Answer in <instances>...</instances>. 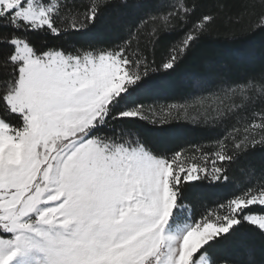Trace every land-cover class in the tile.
<instances>
[{
	"label": "rangeland",
	"instance_id": "374dc122",
	"mask_svg": "<svg viewBox=\"0 0 264 264\" xmlns=\"http://www.w3.org/2000/svg\"><path fill=\"white\" fill-rule=\"evenodd\" d=\"M18 3L0 0V11ZM61 9L57 0H29L19 20L56 32L66 23ZM14 44L20 77L7 102L24 126L18 129L0 118V248H8L0 264H213L207 253L193 257L224 226L215 220L264 204V187H251L224 206L207 208L195 222L190 206L177 203L180 179L218 177L215 164L224 148L219 138L211 153L188 149L186 156L163 158L141 143H119L94 133L111 101L133 84L129 62L134 60L124 49L36 54L25 40ZM227 90L233 94L198 91L188 100L132 106L120 117L162 123L160 105L204 97L211 109H202L195 121L214 120L222 102L246 101L251 88L232 85ZM255 105L253 100V117L239 121L231 141L247 143L264 135L258 129L251 133L250 126L264 115ZM173 119L193 122L172 117L167 122ZM126 140L132 141L131 136ZM247 215L256 226L264 222L261 214ZM20 240L31 251L13 255L18 250L10 246Z\"/></svg>",
	"mask_w": 264,
	"mask_h": 264
},
{
	"label": "trees",
	"instance_id": "16d2710c",
	"mask_svg": "<svg viewBox=\"0 0 264 264\" xmlns=\"http://www.w3.org/2000/svg\"><path fill=\"white\" fill-rule=\"evenodd\" d=\"M57 1L62 4L66 23L56 32L48 27L34 28L24 20L14 26L0 19L3 121L18 129L24 126L22 116L13 112L7 102L8 93L20 77V64L13 59L14 40H25L36 54L50 50L80 54L119 47L133 63L147 60L157 70L141 76L111 101L106 119L95 128V134L118 138L119 143H141L163 158L178 153L186 156L190 154L188 149L211 153L216 139L222 140V158L215 164L218 177L182 178L176 186L177 203L190 206L195 222L207 208L224 206L251 187H264V143L252 146L247 142L236 147L237 141H231L239 121L253 117V100L255 108L264 114V0ZM94 10V19H88ZM193 29L198 30L199 37L172 68L162 69L170 49ZM232 85L250 87L249 99L239 103L226 99L218 106L220 116L214 120L173 119L160 123L145 117H120L132 106L188 100L198 91L228 92ZM204 108L211 109L207 105ZM127 135L132 141L126 140ZM259 205H251L242 213L245 207L239 208L240 222L205 243L193 258L207 253L213 264H264V230L243 218L248 213L264 216V206Z\"/></svg>",
	"mask_w": 264,
	"mask_h": 264
},
{
	"label": "snow or ice",
	"instance_id": "6c2138e0",
	"mask_svg": "<svg viewBox=\"0 0 264 264\" xmlns=\"http://www.w3.org/2000/svg\"><path fill=\"white\" fill-rule=\"evenodd\" d=\"M28 3H29V0H19V3L15 5L14 7H10L7 12L0 11V19L7 20L15 26L19 22V17L23 13V10L26 4ZM97 10L91 11L89 15L87 16V18L90 20L94 19ZM261 18L264 19V16H261ZM198 37H199V33L197 29H193L189 33H187L185 37L183 38V40L177 46L170 49V54L168 58L161 65L162 69L166 70V69L172 68L175 62L183 55V53L188 48V46L191 44V42H193ZM152 64H149L147 60H143V61L137 60L134 62V64L133 62H129V68H130L129 74L130 76H132L131 82L134 83L136 80H139L141 76L147 75L151 71H156L157 69L153 67ZM212 100H213V103H215L216 98L213 97ZM207 103H208V98L201 97L190 103H185V104H170L167 106L160 105L158 114L161 115L162 117L161 119L162 123L167 122V119L169 117L191 119L195 121L196 119H198V114L201 113V110L204 109ZM250 127H251V133L255 132L257 129L261 133H264V115L261 116V123L253 124ZM245 132H249V128H246ZM247 139L248 137L245 136V140ZM261 142H264V135H261L259 140L254 139L252 141V146H255L257 143H261ZM243 143H244L243 140L240 141V143H238L236 147H240V145ZM261 195H264V192H262ZM251 198L255 199L256 197L255 195H253ZM259 206H264V204L259 205ZM250 207L251 206H247L241 209V213L244 212L245 210H250ZM243 218L251 223V221H249L248 215H245ZM262 220H264V218H262ZM239 222L240 221L239 219H237V216L235 218L231 216L218 217L215 220V223L222 224L224 226L219 227L218 229H215L214 231L217 233V235L221 233H226L229 231V229L233 225H236ZM257 225L261 229H264V222H260ZM10 247H15L18 250L17 252L13 253V255H18V256L27 254L31 251V248L23 240H20L18 243H14ZM7 251H8V248H0V256H3L4 253ZM11 258L12 256L6 257V259H11Z\"/></svg>",
	"mask_w": 264,
	"mask_h": 264
}]
</instances>
